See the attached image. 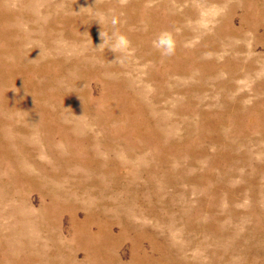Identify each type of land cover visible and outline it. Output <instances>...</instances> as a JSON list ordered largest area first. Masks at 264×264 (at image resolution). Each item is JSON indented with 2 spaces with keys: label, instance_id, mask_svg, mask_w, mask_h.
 Here are the masks:
<instances>
[{
  "label": "rangeland",
  "instance_id": "1",
  "mask_svg": "<svg viewBox=\"0 0 264 264\" xmlns=\"http://www.w3.org/2000/svg\"><path fill=\"white\" fill-rule=\"evenodd\" d=\"M0 264H264V0H0Z\"/></svg>",
  "mask_w": 264,
  "mask_h": 264
},
{
  "label": "clouds",
  "instance_id": "2",
  "mask_svg": "<svg viewBox=\"0 0 264 264\" xmlns=\"http://www.w3.org/2000/svg\"><path fill=\"white\" fill-rule=\"evenodd\" d=\"M118 40H119L120 44H126L127 43L126 38H124L123 36H120L118 38ZM158 46H166L167 50L170 51L171 50V38L170 37H168L167 39H163L162 38L159 41V45Z\"/></svg>",
  "mask_w": 264,
  "mask_h": 264
}]
</instances>
